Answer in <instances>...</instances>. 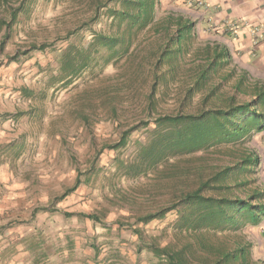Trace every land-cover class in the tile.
<instances>
[{"label":"trees","instance_id":"16d2710c","mask_svg":"<svg viewBox=\"0 0 264 264\" xmlns=\"http://www.w3.org/2000/svg\"><path fill=\"white\" fill-rule=\"evenodd\" d=\"M37 1L0 0V50L19 18L27 16ZM84 3L87 16L64 37L68 43L57 57L58 72L52 82L61 90L82 79L106 77L109 67L124 60L118 82L85 93L76 111L87 125L89 113L97 109L117 120L125 116L127 103L139 109L136 122L123 129L118 140L104 144L98 154L105 148H127L136 132L154 125L149 141L126 168L140 177L162 165L156 181L142 197L121 190L117 199L133 204L132 215L143 224L164 219L170 212L177 215L169 232L146 235L134 229L137 251L152 253V260L145 264H264L252 258L251 242L239 233L246 219L258 224L264 218V210L257 212L264 192L254 191L247 197L235 194L244 185L239 174L259 162L243 144L264 131V82L236 67L226 70L232 59L222 44L207 43L199 59H187L194 21L175 13L157 19L161 0ZM149 33L156 37L153 41L145 35ZM141 34L142 42H150L137 55L134 46ZM49 47L47 42L32 43L23 52H45ZM228 144L233 147H223ZM215 153L229 160L218 165ZM81 175L63 197L78 188ZM84 216L101 222L105 214Z\"/></svg>","mask_w":264,"mask_h":264},{"label":"rangeland","instance_id":"374dc122","mask_svg":"<svg viewBox=\"0 0 264 264\" xmlns=\"http://www.w3.org/2000/svg\"><path fill=\"white\" fill-rule=\"evenodd\" d=\"M85 6L84 0H38L27 16L19 18L0 50V264H145L152 260V253L137 251L134 229L146 235L161 234L177 221V215L170 212L148 224L137 222L133 204L117 200L121 190L142 197L156 181L162 165L140 177L126 168L149 141L153 124L136 132L127 148L97 153L136 122L140 111L135 103H127L125 116L118 120L102 109L90 112L87 125L76 111L85 93L118 82L124 60L109 67L106 77L82 79L61 90L52 82L58 72L57 57L68 43L64 37L87 16ZM204 6L200 0H161L157 13V19L175 13L194 21L187 43L189 60L192 56L199 59L207 43L212 44L225 27L223 21L221 27L213 17L202 14ZM149 34L145 35L153 41L156 37ZM143 38L141 34L134 46L137 55L146 47ZM44 42L50 44L45 52H23L32 43ZM15 55L18 58L12 60L10 56ZM243 147L259 158L255 168L239 174L244 185L235 194L247 197L254 191L264 192V131L254 133ZM214 156L218 165L229 160L218 153ZM79 172L80 185L63 197ZM260 210H264V198ZM96 212L105 214L101 222L84 216ZM253 221L246 219L239 233L251 242L252 258L264 260V218L258 224Z\"/></svg>","mask_w":264,"mask_h":264},{"label":"crops","instance_id":"0c3cea01","mask_svg":"<svg viewBox=\"0 0 264 264\" xmlns=\"http://www.w3.org/2000/svg\"><path fill=\"white\" fill-rule=\"evenodd\" d=\"M200 1L206 7L200 9L202 14L227 27L220 24L224 33L218 32L210 43L228 47L232 61L227 67H237L264 82V0Z\"/></svg>","mask_w":264,"mask_h":264},{"label":"built area","instance_id":"2783aa9c","mask_svg":"<svg viewBox=\"0 0 264 264\" xmlns=\"http://www.w3.org/2000/svg\"><path fill=\"white\" fill-rule=\"evenodd\" d=\"M202 3V2H201Z\"/></svg>","mask_w":264,"mask_h":264}]
</instances>
